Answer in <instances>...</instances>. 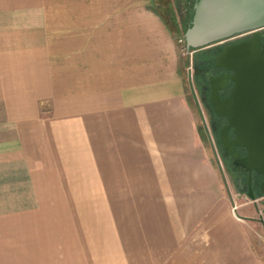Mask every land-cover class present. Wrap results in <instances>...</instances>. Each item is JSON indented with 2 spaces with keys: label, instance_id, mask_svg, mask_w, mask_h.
<instances>
[{
  "label": "crops",
  "instance_id": "obj_1",
  "mask_svg": "<svg viewBox=\"0 0 264 264\" xmlns=\"http://www.w3.org/2000/svg\"><path fill=\"white\" fill-rule=\"evenodd\" d=\"M176 41L155 0H0V264H264Z\"/></svg>",
  "mask_w": 264,
  "mask_h": 264
},
{
  "label": "water",
  "instance_id": "obj_2",
  "mask_svg": "<svg viewBox=\"0 0 264 264\" xmlns=\"http://www.w3.org/2000/svg\"><path fill=\"white\" fill-rule=\"evenodd\" d=\"M262 25L264 0H193L191 16L182 31V38L186 49H195ZM257 42V39H248L224 45L212 62L224 67L225 72L215 77L219 83L215 78L210 80L212 108L227 120L220 128L219 147L232 158L233 165H241L248 170L245 194L249 198H254L250 186L251 169L260 173L258 193L264 194V51ZM192 68L196 73L195 64ZM227 79L231 80L229 93L227 97L218 99L216 86L226 85ZM229 126L233 133L231 139L227 134ZM234 145L243 147L245 154L238 157L233 151Z\"/></svg>",
  "mask_w": 264,
  "mask_h": 264
},
{
  "label": "flooded vegetation",
  "instance_id": "obj_3",
  "mask_svg": "<svg viewBox=\"0 0 264 264\" xmlns=\"http://www.w3.org/2000/svg\"><path fill=\"white\" fill-rule=\"evenodd\" d=\"M185 1H193V0H185ZM190 10V9H189ZM254 39L258 40L257 45L260 49L264 51V25L246 29L240 32H236L228 37L216 40L211 43V48L208 50L210 51V56L207 57H198L194 62L196 66V85L198 87L199 95L201 103L205 109L207 115V123L211 134L213 135L214 141L217 144L218 152L223 160L228 174L231 177L232 183L236 186V188L240 187L242 192L245 193L247 188L246 186V179L248 175V170H246L241 165H233L231 163L232 158L228 156V154L224 153L223 149L219 147L220 142V128L227 123V120L224 115H218L214 112L211 102H210V86L212 81L211 79L215 78L218 74H222L225 72V68L222 66L214 65L212 59L214 55L224 46L230 45L242 40ZM193 64V65H194ZM231 73V70H227ZM215 82L219 83V80L215 78ZM231 86V80L227 79L226 85L223 86H216V95L218 99H223L227 97ZM228 138L231 139L233 133L230 131V126L227 128ZM233 151L236 153L238 157H241L245 154V150L241 146H233ZM250 186L254 193L258 192L257 183L260 179V173H257L254 169L250 170Z\"/></svg>",
  "mask_w": 264,
  "mask_h": 264
},
{
  "label": "rangeland",
  "instance_id": "obj_4",
  "mask_svg": "<svg viewBox=\"0 0 264 264\" xmlns=\"http://www.w3.org/2000/svg\"><path fill=\"white\" fill-rule=\"evenodd\" d=\"M192 2L193 1L187 2L185 0H155L163 18L172 29L175 40H178L179 38L182 40L176 41L178 46H181L184 43L182 31L190 19ZM210 46L211 44L195 49L189 48V52L184 54L179 51L180 75L184 82V88L188 101L194 109L197 127L200 131L202 139L207 144L206 150L211 155L212 162L217 169L221 183L224 187H229L233 192L239 194L241 193V199L249 200L251 198L247 195H243L242 193L244 192L236 188V186L232 183L227 168L219 155L217 144L215 143L213 135L209 129L207 115L203 104L201 103L198 87L196 85L195 74L192 68L193 64L198 57L210 56V51H208L211 48ZM187 66H190V69H187ZM258 192L254 193V196L259 194ZM257 202H259L260 207L264 209V194L258 195ZM251 209L255 212L253 205H251Z\"/></svg>",
  "mask_w": 264,
  "mask_h": 264
},
{
  "label": "built area",
  "instance_id": "obj_5",
  "mask_svg": "<svg viewBox=\"0 0 264 264\" xmlns=\"http://www.w3.org/2000/svg\"><path fill=\"white\" fill-rule=\"evenodd\" d=\"M177 41H182V40L179 38ZM179 50L182 54L189 52V49L185 48L184 43L181 46H179ZM187 69H190V66L189 67L187 66Z\"/></svg>",
  "mask_w": 264,
  "mask_h": 264
},
{
  "label": "trees",
  "instance_id": "obj_6",
  "mask_svg": "<svg viewBox=\"0 0 264 264\" xmlns=\"http://www.w3.org/2000/svg\"><path fill=\"white\" fill-rule=\"evenodd\" d=\"M189 22V21H188ZM188 22H187V24H188ZM257 195V194H256Z\"/></svg>",
  "mask_w": 264,
  "mask_h": 264
}]
</instances>
